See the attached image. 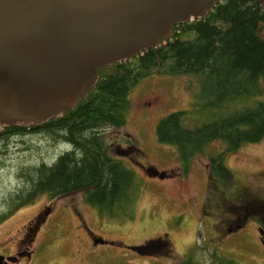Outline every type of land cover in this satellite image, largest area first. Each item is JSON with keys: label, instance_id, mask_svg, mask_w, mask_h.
Listing matches in <instances>:
<instances>
[{"label": "rangeland", "instance_id": "1", "mask_svg": "<svg viewBox=\"0 0 264 264\" xmlns=\"http://www.w3.org/2000/svg\"><path fill=\"white\" fill-rule=\"evenodd\" d=\"M261 88L250 102H264V84ZM199 89L200 79L198 84L193 76L152 74L131 89L124 124L104 129L110 155L131 169L139 183L132 216L106 217L86 203L81 191L37 197L1 220L0 256L19 248L25 254L16 264H197L203 249L206 263L220 264L219 257H226L264 264L256 228L264 222V137L225 153L232 175L221 189L207 183L208 165L211 156L225 151V142L210 141L183 171L175 147L156 138L157 122L172 111L188 112L190 126L209 121V111H195ZM30 138L12 140L8 152L0 154L5 161L0 197L21 185L16 167L50 159L64 147H44L41 139ZM25 139L32 147H25ZM150 169L164 174L149 175ZM214 188L219 192L213 193ZM91 235L96 243L103 238L99 247ZM155 244L160 246L147 252L133 249Z\"/></svg>", "mask_w": 264, "mask_h": 264}, {"label": "trees", "instance_id": "2", "mask_svg": "<svg viewBox=\"0 0 264 264\" xmlns=\"http://www.w3.org/2000/svg\"><path fill=\"white\" fill-rule=\"evenodd\" d=\"M263 30L264 4L260 0H221L204 16L175 24L169 40L130 59L99 67V79L86 97L48 121L29 126L1 123V155L8 152L12 140L24 141L27 136L41 139L44 147H64L50 159L15 168L21 185L1 195L0 222L17 208L33 204L37 197L54 199L77 191L106 217L123 220L132 216L139 183L131 169L110 155L102 133L124 124L131 89L156 73L193 76L198 84L200 79L195 111H209V121L190 126L188 112L172 111L157 122L155 134L159 142L175 147L183 171L210 141L225 142V151L210 157L207 181L212 187H225L232 175L223 160L225 153L264 137V102H250L264 84ZM24 144L32 147L28 139ZM4 164L0 157V165ZM218 192L214 188L213 193ZM205 253L200 249L197 264L205 262ZM219 258L220 264H241Z\"/></svg>", "mask_w": 264, "mask_h": 264}, {"label": "water", "instance_id": "3", "mask_svg": "<svg viewBox=\"0 0 264 264\" xmlns=\"http://www.w3.org/2000/svg\"><path fill=\"white\" fill-rule=\"evenodd\" d=\"M219 1L0 0V123L48 121L86 97L99 67L169 40Z\"/></svg>", "mask_w": 264, "mask_h": 264}, {"label": "flooded vegetation", "instance_id": "4", "mask_svg": "<svg viewBox=\"0 0 264 264\" xmlns=\"http://www.w3.org/2000/svg\"><path fill=\"white\" fill-rule=\"evenodd\" d=\"M148 173L155 174L154 170H151V169H150V171H148ZM157 175L161 176V174H157ZM38 214L41 215V213H38ZM260 215L263 216L264 214L261 212ZM256 228H257V232H258V235H259L258 238H259L260 242L263 243L264 242V222L263 223L262 222L258 223ZM91 237H92V235H91ZM100 242H103V238L102 237H100L97 240V243L93 240V237H92V244H95V245H97V247H99L98 244ZM159 246H160V244L146 245L144 247H139L137 250L139 252H147L148 250L153 249L155 247H159ZM262 246L264 247V243L262 244ZM23 254H25V251L23 249L17 248L16 252L14 253V255H12V254H8V255H5V256L2 255L3 258H2V256H0V264H16V263H18L19 257L22 256Z\"/></svg>", "mask_w": 264, "mask_h": 264}, {"label": "bare ground", "instance_id": "5", "mask_svg": "<svg viewBox=\"0 0 264 264\" xmlns=\"http://www.w3.org/2000/svg\"><path fill=\"white\" fill-rule=\"evenodd\" d=\"M264 4V3H263Z\"/></svg>", "mask_w": 264, "mask_h": 264}]
</instances>
